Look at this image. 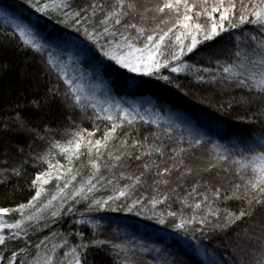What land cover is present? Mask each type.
I'll list each match as a JSON object with an SVG mask.
<instances>
[{
    "label": "snow or ice",
    "instance_id": "6c2138e0",
    "mask_svg": "<svg viewBox=\"0 0 264 264\" xmlns=\"http://www.w3.org/2000/svg\"><path fill=\"white\" fill-rule=\"evenodd\" d=\"M26 2L35 8L36 12L45 16L51 15L53 11L59 12L63 17L60 23L73 26L76 32L84 36V40L78 42L66 33L43 30L22 16L0 11V21L4 25L11 26V36L15 38L16 46L22 51H30L34 56H38L46 74L55 75L58 84L65 85L63 91L59 86L49 87L44 97L41 100H33L31 106L40 110L42 104L49 103V98H58L61 103L73 109L87 111L90 107L93 110L94 119L108 121L110 127L102 132L100 139H91L96 132L100 131L99 128L92 132L80 129L72 133L73 138L67 143L53 141L50 149L37 158L42 164H46L47 168L37 172L31 180L30 187L34 189L31 199L26 203H18L14 207H0V246L6 248L8 242L19 241L22 237L31 239L30 231L35 233L41 226L50 230L49 219L55 223L65 214L69 216L75 214L73 206H64L66 197L63 195L58 197L49 193L50 198L46 203L41 202L46 192L45 185L56 181L57 191L63 194L78 175V173L73 174L72 167H65L52 155L53 149L57 150V156L67 158L69 165H72L74 160H79L82 154L90 158L89 164L94 173L83 180L79 188H75L71 193L70 198L74 204L81 200H90L89 212L131 213L143 203L141 199L133 200L131 204L126 203L130 197V190L141 183L143 173L135 177H124L121 173V178L129 179L131 183L126 184L122 189H116V195L108 196L106 199H93L88 195L95 190L94 181L99 182V179H102L97 175L100 170L98 161L105 152L108 154V159L115 164H118L125 155H130L126 151L113 155L112 152H108V148L109 144L118 138V130L123 128L124 121L127 120L131 124L134 119L128 109H122L120 115L124 119L117 123V118L111 113V106L103 107L92 102L94 97L86 91L81 82L82 78L69 72V68H72L74 73L75 66L88 62L93 74L108 72L112 75H124L122 70L137 74L126 77L125 86L129 89H137L145 83L139 79L140 76H157L162 70L170 69L172 73L191 71L200 82H205L206 74L209 78L208 82L220 84L229 90L231 99L223 106L222 114H227L230 110H238L237 119L242 127L232 132L217 130V134L232 143L233 148L223 146L217 148L214 145L215 154L204 171L212 172L220 169L227 175H234L240 182L230 180L229 189L217 187L212 191L211 197L201 193L200 202L192 205H188V201L185 200L184 203L189 207L196 210L203 209V214L199 215V218L195 213L185 218L173 211L167 212V216L174 220L178 219V222L172 223L171 227L185 238L184 243L197 257V264H230L229 259L224 256L226 249L222 250L219 245L209 248L208 244L203 242V233L209 226L213 231L219 229L220 232L227 233L238 222L250 221L258 210L264 209V0H160L151 7H143V10L134 0H115L109 8L93 2L87 8L71 12L68 11L71 8L68 0H26ZM88 8H91V13L85 15L88 13ZM98 11L102 14V18L98 25H95L92 21ZM161 16H167V18L159 19ZM128 17H132L133 20L139 17V20L126 22ZM150 23L155 26L149 27ZM161 25L167 26L166 30ZM248 25L256 26V28L245 32L244 29ZM118 26L123 28V31H120ZM234 30L241 33L235 36L233 41V47L241 49L233 53L237 58L235 62L221 61L219 56H216L213 62L209 55L208 63L212 65L211 67H197L196 64L185 63V58L190 55L204 56L205 53L201 52V49L208 47L210 42L220 46L226 35L232 38ZM133 32L135 35L132 34ZM5 38L9 39L7 34ZM138 43H142V46L138 47ZM3 71H6L5 67L0 66V72ZM157 78L171 82L167 75H159ZM89 118L92 119V117ZM141 119L143 120L144 117ZM14 120L21 128L27 124L25 118L19 113ZM150 123L158 122L152 120ZM167 133L169 139H172L171 127L167 129ZM193 142L200 145L206 141L203 137L194 141L189 140L190 145ZM121 143L123 148L128 147L127 139ZM177 143H183L182 136L177 139ZM239 145H243L239 151L247 155L236 154ZM131 147H143V144L137 140ZM82 148L85 150L84 153L81 152ZM153 151L163 155L161 147L153 146H149L143 155L150 156ZM173 151L176 150L173 149ZM176 155L179 156L180 153L177 152ZM134 158L140 160L141 156ZM143 167L145 172L150 169L148 164H144ZM11 172L17 177L21 176L23 165L13 168ZM168 172L169 169L165 168L163 173L157 172V175ZM188 172H191V169ZM60 181L64 182L63 186H60ZM3 182L0 181V183ZM108 183L111 184L113 181L109 180ZM199 187L200 185L197 184L188 195L192 196ZM229 190L231 195H228ZM121 198L125 200L123 205L111 206ZM58 199L59 204L54 205L53 202ZM167 199L166 195L163 200L152 197L148 202L155 209L158 204ZM227 201L237 202L243 206L237 211L221 209L217 206L218 202ZM45 213L48 214L47 217ZM9 214L18 215L19 218L9 223L5 219ZM141 214L136 212V215ZM80 215L83 217L84 214ZM221 217H223L222 222ZM148 219H155L160 225L168 223L163 218V214L158 216L155 212ZM89 223H91L90 220L81 218L70 225L67 233L51 232L52 240L45 235L33 245L36 251L31 260L20 258L21 253L32 251L25 243L19 252L13 250L9 257L0 255V261L7 259V264H88V256L91 252L106 250L108 246L115 250V255L121 253L127 255L129 249L126 245L99 239L96 233L86 236L83 230H71L76 224L86 226ZM197 225L198 228L195 227ZM92 227L95 229L98 225L92 224ZM196 231L201 233V239H197ZM243 231L249 243L258 246L260 251V259L256 261V264H264V222L257 221ZM171 236L172 234L169 233L160 238L161 247L142 243L139 245V251L157 253L159 259L154 261V264H185V261H178L173 256L168 246V239ZM236 238L239 240V232L236 233ZM77 240L79 242L73 243ZM123 264H127V260ZM232 264H235V261H232Z\"/></svg>",
    "mask_w": 264,
    "mask_h": 264
},
{
    "label": "trees",
    "instance_id": "16d2710c",
    "mask_svg": "<svg viewBox=\"0 0 264 264\" xmlns=\"http://www.w3.org/2000/svg\"><path fill=\"white\" fill-rule=\"evenodd\" d=\"M68 2L71 4L68 11L71 12L87 8L93 2L103 4L105 8H109L115 0H68ZM134 2L143 10V7H151L160 0H134ZM0 6L6 8L11 15L22 16L24 19L31 20L32 23L37 24L43 30L58 31L61 34L66 33L78 42L84 40L82 33L76 32L73 26L60 23L63 17L60 16L59 12L53 11L51 15L45 16L36 12L35 8H32L26 0H0ZM90 13L91 8H88V13H85V15H90ZM101 18L102 14L98 11L92 24L98 25ZM166 18L167 16L159 17V19ZM138 20L139 17L135 20L128 17L126 22H138ZM148 26L153 27L155 25L150 23ZM161 26L165 27L166 30L167 26ZM118 28L123 31V28L119 26ZM254 28L256 26L248 25L244 31L247 32L249 29ZM5 34L11 39V42L5 38ZM11 34V26L4 25L0 21V66H4L6 69V71L0 72V181H4L0 183V207H14L16 204L26 203L30 199L32 193L31 180L37 172L42 171V168L44 171L47 166L37 158L50 149L53 141L67 143L73 138L72 133L80 129H87L92 132L96 128H99L100 131L96 132V135L91 139H100L102 132L110 127L108 121L95 120L93 110L90 107L87 111L79 108L73 109L61 103L58 98H49V103L42 104L40 110L34 109L31 102L41 100L49 87L59 86L63 91L65 85L63 83L58 84L55 75L46 74L38 56H34L30 51L20 50ZM132 34L135 35L134 32ZM239 35L241 33L234 30V36L229 38L226 35L220 46L210 42L208 47L201 49V52L205 53L204 56L190 55L185 58V63L196 64L197 67H211L212 65L208 63L209 55H211L213 62H215L216 56H219L221 61L235 62L237 58L233 53L241 49L239 47L234 48L233 41L235 36ZM101 42L103 43V41ZM137 46H142V43H138ZM81 66L94 75L88 62H82ZM122 71L124 75H114L117 84L112 85L113 92H121L122 86H120L119 81L124 82L127 76L137 75L127 73L126 70ZM97 75L100 79L107 78L105 72ZM159 75L169 76L171 82L158 79ZM139 79L145 83L135 89L136 93L133 96L135 99L149 98L156 101V99L159 100L158 94L162 93L163 97L168 95V97L177 101L175 100L177 96L183 98L184 103L194 110H198L206 117L220 123L223 130L232 132L238 131L242 127L237 119L238 110H230L227 114H222L223 106L231 99L229 90L220 84L208 82L209 78L206 74L205 82H200L191 71L172 73L170 69H164L157 76H140ZM92 102L98 103L95 99ZM98 105L101 104L98 103ZM17 113L27 121L26 126L23 128L14 120ZM113 116L117 118V123L124 119L119 113H113ZM89 117H92V119ZM131 117H134L133 122L129 124L127 120L124 121L123 128L118 130V138L111 142L108 148V152H112L113 155H119L122 151L130 153V155H125L118 164H115L114 161L108 159V154L105 152L98 161L100 170L97 175L102 179H99V182L94 181L95 190L88 195L93 199H106L108 196L116 195V189H122L126 184L131 183L129 179L121 178V173L124 174V177L141 176L143 173L141 183L130 190V197L126 201L127 204H131L133 200L141 199L143 203L131 213L123 211L89 212L88 204L91 202L90 200H81V202L74 204L70 198L71 193L75 188H79L83 179L94 173L89 164L90 158L86 154H82L79 160H74L72 165H69L67 158L57 156V150L53 149L52 155L59 159L65 167H72L73 174L78 172L80 177L81 170H84L86 174L88 173L80 180H78L77 175L76 180L72 181L70 187L68 186L63 194L57 191L58 196L63 195L66 197L64 206H73L75 214L73 216L65 214L55 223L49 219L50 230L43 227L37 228L35 233L30 231L31 239L22 237L19 241H10L6 248L0 246V255L9 257L13 250L19 252V249L27 243L32 251L21 253L20 258L31 260L36 251L33 247L35 243H38L45 235H48L49 240H52L51 232L67 233L74 221L83 218L90 220L91 223L86 226L76 224L75 228L71 229L72 231L83 230L86 236L96 233L99 239L110 240L114 244L126 245L129 249L127 255L123 253L115 255V250L110 246L106 250L93 251L88 256V264H123L125 260H127V264H154V261L159 259L158 254L155 252L141 253L139 245L143 243L148 246L161 247L160 238L169 233L172 236L168 239V246L173 256L178 261H185V264H197V257L193 255L192 249L184 243L185 238L182 234L176 233L171 227V224L178 222V219L174 220L168 217L167 212L173 211L178 216L183 215L185 218L195 213L199 218V215L203 214V209L196 210L188 205L200 202L202 199L201 193L211 197L212 191L217 187L224 190L229 189L228 182L230 180H234L236 183L240 182L234 175H227L220 169L212 172L204 171L215 154L216 148L213 147L214 145L217 148L223 146L231 149L233 144L220 135H212L203 138L206 141L205 143L196 145L193 142L190 145L189 140L194 141V139H200L201 136L186 131L185 128L179 127L176 123L157 121V124H152L150 123L152 120L145 118L142 120L140 116ZM6 125L7 127H5ZM169 127L172 128V139H169L167 133ZM181 136L183 137V143H177V139ZM125 139L128 140L126 149L122 147L121 143ZM137 140L142 142L143 147L132 148V143ZM149 146L161 147L163 155L153 151L150 156H144L143 153L148 150ZM241 147L243 145L237 146L236 154L247 155L239 151ZM173 149L176 151L174 152ZM181 149H183L182 152ZM81 152L84 153L85 150L82 148ZM177 152L180 153L179 156L176 155ZM135 156H141V159L136 160ZM144 164L150 166L149 171L145 172ZM21 165H23L21 176L13 175L11 170L19 168ZM174 165L175 167H173ZM165 168L169 169L168 173L157 175V172L163 173ZM189 169H191V172H188ZM109 180L113 183H108ZM164 181H167V183H164ZM63 183V181L59 182L60 185ZM197 184L200 185L199 189L192 196H189L188 193ZM56 187L57 182L51 181L47 185L44 195L48 192L52 194ZM165 195L168 197L167 201L158 204L153 209L148 201L152 197L163 200ZM228 195H231L230 190ZM185 200L188 201V205L184 203ZM59 202L58 200L54 205H58ZM124 203L125 200L121 198L120 201L111 204V206L116 207L117 204L123 205ZM217 206L221 209L228 208L237 211L243 205L227 201L218 202ZM136 212L142 214L136 215ZM154 212L158 216L163 214V218L168 222L167 225H160L155 219H148ZM81 213L84 214L83 217H81ZM222 220L223 217H221V222ZM257 221L264 222V209L258 210L252 220L238 222L227 233H222L219 229L213 231L211 226L206 227L203 233V242L208 244L209 248L213 245H219L222 250L226 249L224 256L229 259L230 264H232V261H235V264H256V261L260 259V251L258 246L249 243L243 230L248 229L250 224H255ZM92 224H97L98 227L94 229ZM195 227L198 228L199 226ZM238 232L240 233L239 240L236 238ZM195 235L197 239H201L199 231H196ZM209 240H211V243H209ZM0 264H7V259L0 261Z\"/></svg>",
    "mask_w": 264,
    "mask_h": 264
},
{
    "label": "rangeland",
    "instance_id": "374dc122",
    "mask_svg": "<svg viewBox=\"0 0 264 264\" xmlns=\"http://www.w3.org/2000/svg\"><path fill=\"white\" fill-rule=\"evenodd\" d=\"M4 9L5 8L0 6V11H6ZM69 72L70 74H74L77 77L82 78L81 82L84 84L86 91L94 97L96 102L101 104L103 107L111 106L112 114H120L122 109H128L131 116H140L148 120H156L160 122L176 123L179 125V127L185 128L186 131L203 138L212 135L219 136L217 134V130L221 129L220 123L212 120L210 117H206V115L202 112L194 110L192 107L185 104L183 98H178L176 96L175 100L177 101H174L171 97H168V95L163 97L162 93H159L157 96L159 100L156 99L157 102L152 101L149 98L135 99L133 96L135 95L136 90L127 88L125 86V81H119L120 86H122L120 89L121 92H113L112 85L115 86L117 84V80L111 73L105 72L107 78L100 79L97 74L92 75L83 69L81 64L75 66L74 73L72 68H69ZM117 105H119V108H117ZM46 168H44V170ZM41 170L43 171V168ZM76 173L78 172H75V174ZM85 175H88V173L86 174L84 173V170H81L80 177L78 175V180H80ZM60 186H63V184ZM45 189H47V185H45ZM31 192L30 199L31 196L34 195V189L32 187ZM51 195L58 196L57 187ZM49 198L50 196L48 192L42 197L41 202L46 203L47 199ZM57 201H54L53 203H56ZM45 215L47 217L48 214L45 213ZM17 218H19L18 215L14 216L12 214H9L5 217L9 223ZM5 234H7V232ZM73 243L76 242L73 241ZM65 251H67V249H65ZM42 254L43 253L41 252V255Z\"/></svg>",
    "mask_w": 264,
    "mask_h": 264
},
{
    "label": "bare ground",
    "instance_id": "6f19581e",
    "mask_svg": "<svg viewBox=\"0 0 264 264\" xmlns=\"http://www.w3.org/2000/svg\"><path fill=\"white\" fill-rule=\"evenodd\" d=\"M4 10L8 11L6 8Z\"/></svg>",
    "mask_w": 264,
    "mask_h": 264
}]
</instances>
